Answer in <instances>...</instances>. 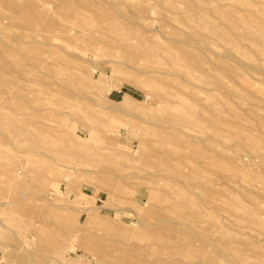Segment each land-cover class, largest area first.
<instances>
[{
	"label": "rangeland",
	"instance_id": "rangeland-1",
	"mask_svg": "<svg viewBox=\"0 0 264 264\" xmlns=\"http://www.w3.org/2000/svg\"><path fill=\"white\" fill-rule=\"evenodd\" d=\"M0 110V264H264V0H0Z\"/></svg>",
	"mask_w": 264,
	"mask_h": 264
},
{
	"label": "bare ground",
	"instance_id": "bare-ground-1",
	"mask_svg": "<svg viewBox=\"0 0 264 264\" xmlns=\"http://www.w3.org/2000/svg\"><path fill=\"white\" fill-rule=\"evenodd\" d=\"M200 6V5H199ZM201 11V10H200ZM74 32V31H73ZM73 32H72V34L71 35H73ZM65 39V38H64ZM69 41H67V42H70V41H72V40H70V39H68ZM74 43V42H73ZM72 43V44H73ZM74 45V44H73ZM199 61V60H198ZM206 63H204V65H205ZM59 66L58 65H53L51 68H49L48 70L51 72V71H54L51 75H45V77L44 78H47L48 80H52V83L49 81V82H47L48 84H47V88L48 89H52L53 87H56V86H59L58 84H57V79L58 78H61V74H60V72H59ZM73 71V70H72ZM178 96V95H177ZM180 97V96H179ZM52 99V98H51ZM49 100V99H48ZM51 101V100H50ZM49 101V102H50ZM183 102V101H182ZM1 112H3L2 110H0ZM231 257H233V256H231ZM226 261V260H225Z\"/></svg>",
	"mask_w": 264,
	"mask_h": 264
}]
</instances>
